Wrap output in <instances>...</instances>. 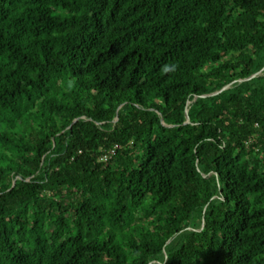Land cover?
I'll list each match as a JSON object with an SVG mask.
<instances>
[{
    "label": "trees",
    "instance_id": "16d2710c",
    "mask_svg": "<svg viewBox=\"0 0 264 264\" xmlns=\"http://www.w3.org/2000/svg\"><path fill=\"white\" fill-rule=\"evenodd\" d=\"M263 65L264 0H0V264H264Z\"/></svg>",
    "mask_w": 264,
    "mask_h": 264
},
{
    "label": "water",
    "instance_id": "95a60500",
    "mask_svg": "<svg viewBox=\"0 0 264 264\" xmlns=\"http://www.w3.org/2000/svg\"><path fill=\"white\" fill-rule=\"evenodd\" d=\"M264 70V65L263 67L261 68V70L251 76H249L248 78L246 79H249V78H252V77H255L256 75L260 74L262 71ZM228 85L224 86V87H227ZM185 112H186V121H189V116H188V108L185 109Z\"/></svg>",
    "mask_w": 264,
    "mask_h": 264
},
{
    "label": "built area",
    "instance_id": "2783aa9c",
    "mask_svg": "<svg viewBox=\"0 0 264 264\" xmlns=\"http://www.w3.org/2000/svg\"><path fill=\"white\" fill-rule=\"evenodd\" d=\"M118 145H119V144H118ZM116 147H117V146H114V148L111 149V152H110L109 154H105V155H103V156H102V159H103V160H107V159L111 158L112 155L115 153Z\"/></svg>",
    "mask_w": 264,
    "mask_h": 264
}]
</instances>
